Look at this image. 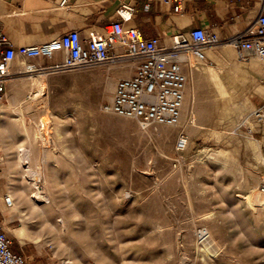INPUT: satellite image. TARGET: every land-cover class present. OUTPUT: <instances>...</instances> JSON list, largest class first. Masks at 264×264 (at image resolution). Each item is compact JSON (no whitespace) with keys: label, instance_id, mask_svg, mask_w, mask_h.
<instances>
[{"label":"rangeland","instance_id":"obj_1","mask_svg":"<svg viewBox=\"0 0 264 264\" xmlns=\"http://www.w3.org/2000/svg\"><path fill=\"white\" fill-rule=\"evenodd\" d=\"M225 44L223 39L213 50ZM231 48L234 64L255 60ZM55 61L12 64L1 108L2 198L9 195L10 183L19 192L31 189L20 170L8 174L7 161L17 157L18 149L49 150L46 214L30 213V204L22 201L17 211L8 213L5 205L0 215V230L25 264H264V207L255 213L244 199L264 177V124L252 115L264 100V74H246L236 112L219 119L211 83L192 72L203 65L228 66L212 58L188 59L184 94L190 93L189 103L195 101L198 110L207 111L196 119L203 127L194 130L181 119L173 126L143 127L133 118L103 112L117 77L134 72L133 63L116 58L46 75V94L33 103L34 115L24 111L20 119L7 110L14 93L27 95L31 76L41 74L26 71L23 62L45 66ZM43 111L50 117L49 132L43 139H29L24 127L35 130ZM189 117L188 112L186 121ZM180 136L186 140L182 149L176 147ZM21 211L31 238L24 244L13 234L22 225Z\"/></svg>","mask_w":264,"mask_h":264},{"label":"built area","instance_id":"obj_2","mask_svg":"<svg viewBox=\"0 0 264 264\" xmlns=\"http://www.w3.org/2000/svg\"><path fill=\"white\" fill-rule=\"evenodd\" d=\"M64 1V0H63ZM168 2V0H165ZM184 0H175L173 11H181ZM264 1L261 10L263 11ZM132 7L121 5L114 20L102 32H89L82 39L77 30L64 33L48 42L13 48L0 31V116L1 104L6 95L7 82L11 78V65L16 57L21 59H55L45 66L29 65L30 71L46 75L92 68L109 63L116 58L134 64L132 76L119 78L110 99L101 106L105 113L133 118L143 127L150 125H176L180 117L186 76L184 63L189 55L206 60V48L219 45L220 39L213 31L195 27L187 33L171 35L169 46L159 45V38L147 39L136 28H124L122 20L129 18ZM243 32L226 40L240 55H252L264 60V12ZM115 53L113 56L110 52ZM254 120L264 124V100L252 111ZM186 140L180 136L178 149ZM258 191L264 195V177ZM4 203L11 206V198L4 195ZM11 240L0 230V264H25L22 254L11 250Z\"/></svg>","mask_w":264,"mask_h":264},{"label":"crops","instance_id":"obj_3","mask_svg":"<svg viewBox=\"0 0 264 264\" xmlns=\"http://www.w3.org/2000/svg\"><path fill=\"white\" fill-rule=\"evenodd\" d=\"M263 1L184 0L182 10L174 12L175 0H0V31L13 48L45 43L71 30L86 39L89 32H102L118 20L117 9L128 5L133 10L122 20L123 27L136 28L143 37L159 38V45L169 46L172 34L195 27L213 31L220 39L243 32L262 11ZM132 74L133 70L116 80ZM4 206L0 193L2 217Z\"/></svg>","mask_w":264,"mask_h":264},{"label":"bare ground","instance_id":"obj_4","mask_svg":"<svg viewBox=\"0 0 264 264\" xmlns=\"http://www.w3.org/2000/svg\"><path fill=\"white\" fill-rule=\"evenodd\" d=\"M232 45L225 44L222 46V50L208 49L204 52L205 57L215 59L219 63H224L228 66L226 70H221L219 67L215 68L213 66L203 65L201 69H194V76L206 77L211 83L215 93L212 98L214 107L217 111V116L219 119H225L232 116V113L236 112L237 100L244 95V87L246 83V74H252L253 72H258L264 74V60H259L257 58L248 60H240L238 64L233 63L235 59V54L232 50ZM189 60L191 62L192 55H189ZM203 61L202 59H199ZM24 67L26 71L30 72L28 69L29 65L25 62ZM201 63V62H200ZM131 65V63H129ZM133 66V65H132ZM194 64H190V68H194ZM193 71V70H192ZM245 74V75H244ZM46 74L41 73L36 76H31V86L30 91L27 95L22 97L20 94H15L11 98L8 105H6L7 110H9L13 115H18L20 119L24 116V111L34 113L33 103L38 99L42 98L46 94ZM14 92H19L17 90L16 83L10 80ZM186 85V84H185ZM185 86L183 89L184 94ZM190 93L186 92L183 96V101L180 109L181 121L187 128L201 129L203 127L202 123H198L196 119L207 114V111L197 109L195 101L189 103ZM3 109V104H1ZM4 107V109L6 110ZM190 113L188 121H186L187 114ZM6 113V112H5ZM4 116V115H3ZM50 122V117L45 113V111L37 114L36 129L27 130L24 127L25 133L29 139L33 138L35 141L38 138H44L48 134V124ZM2 124L0 123V128ZM218 154L225 156L228 155L227 152L219 150ZM49 150H45L41 154H35L31 151V148L20 147L18 149L17 157L12 161H7L8 174L11 175L14 169L20 170V178L27 182L31 189L29 193H25L23 190L19 192L18 189L9 186V196L11 198V206L7 208L8 213H13L18 210L19 202H28L30 204V213H41L46 214L45 206H48L51 202L50 198V179L46 173V167L48 164ZM248 206L256 213L262 207H264V195H262L258 190H250L248 195L244 197ZM22 212V211H21ZM20 215L22 219V225L13 229L14 236L18 239L20 244H24L27 240L31 238L27 234V225L25 223V218ZM11 219V215L7 217ZM203 240L207 237V232H201ZM34 243L38 244L39 240L34 238Z\"/></svg>","mask_w":264,"mask_h":264}]
</instances>
